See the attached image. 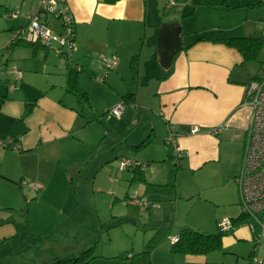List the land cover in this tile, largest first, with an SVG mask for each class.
Wrapping results in <instances>:
<instances>
[{"label": "crops", "instance_id": "1", "mask_svg": "<svg viewBox=\"0 0 264 264\" xmlns=\"http://www.w3.org/2000/svg\"><path fill=\"white\" fill-rule=\"evenodd\" d=\"M165 1L61 0L74 22L69 63L81 70L80 88L104 115L103 120L87 122L77 97L66 89L64 57L40 43L14 39L42 0H0V138L14 139L19 148L0 147V251H5L1 258L19 253L14 250L17 242L42 243L43 235L44 240L58 235L56 242L48 244L55 254L52 258L76 254L97 243L86 264H255L254 259L264 258V246L255 247L244 223L223 236L221 250L205 254L170 251L172 237L182 228L217 232V217L194 215L191 221L179 217L182 202L173 200L184 194L179 181L168 185L175 171L165 162L167 149L159 155L158 148L167 145L168 128L174 126L181 155L175 158L172 150L168 158L173 165L192 173L200 188L212 186L205 185L212 165H224L223 177L235 182L240 206L236 176L250 116L245 90L254 77L264 75V47L262 62L244 61L237 49L219 40L264 37V0H177L179 8L169 11L164 9ZM45 22L58 31L54 19ZM110 54L116 55L117 62L103 77L101 59ZM132 66L137 68L133 106L119 118L110 116L107 111L122 100L133 82ZM17 72L21 78L15 81ZM11 82L16 89H8ZM135 117L138 123L132 125ZM193 126L198 128L195 133L190 132ZM108 135L115 140L123 135L125 150L147 136L151 140L131 150L134 157L121 154L118 165L96 171L107 173L106 188L99 174L91 178V171L81 173L93 146ZM122 158H131L134 164L120 169ZM137 166L139 177L133 172ZM125 177L131 182L120 191ZM80 179L90 180L94 192L109 199L124 193V198L129 196L127 203L149 209L143 224L172 222L171 233L147 259L142 250L154 231L138 234L140 230L130 226L118 237L107 231L110 228L99 229L94 210L86 205L90 199L81 193L85 183ZM21 180L36 182L40 188L20 187ZM208 202L216 204L212 199ZM241 213L240 206L237 216ZM122 214L113 213L101 224ZM104 236L115 241L98 245ZM259 248L261 255L256 254Z\"/></svg>", "mask_w": 264, "mask_h": 264}, {"label": "built area", "instance_id": "2", "mask_svg": "<svg viewBox=\"0 0 264 264\" xmlns=\"http://www.w3.org/2000/svg\"><path fill=\"white\" fill-rule=\"evenodd\" d=\"M177 8H179L177 0H166L164 3L166 11ZM9 15L15 16V13H9ZM47 18H52L57 22L58 31L53 30L45 22ZM73 37V18L69 10L62 5L61 0H42L40 9L29 12L27 26L21 32L15 34L14 39L40 43L69 61L74 48ZM101 62L104 77L115 66L117 62L116 55L105 56L101 59ZM103 77L99 80H103ZM20 78L21 73L17 72L15 81ZM16 88L15 82L9 83V90ZM245 103L250 108L249 125L246 130V139L236 182L241 210L246 215V221L243 223L251 231L255 247H257L264 239V75H261L259 79L251 80L247 84ZM130 105L133 106V104L120 100L107 111V114L119 118ZM137 123L138 118H133L131 124L136 125ZM219 129L217 128L214 132L216 133ZM197 131L196 126H193L190 130L191 133ZM176 135L177 129L174 126H169L165 144L172 147L173 156L178 158L181 155V150L175 145ZM0 147L11 150L19 149L18 144L12 138H0ZM132 164L134 162L130 159L122 158L119 168L125 169ZM19 186L27 187L30 190L40 188L36 182L26 180H21ZM141 203L147 205L144 201H141ZM217 227L221 232H228L234 230L235 225L231 218H223L217 222ZM176 240V236L172 237V242ZM254 262L255 264H264V258L254 259Z\"/></svg>", "mask_w": 264, "mask_h": 264}, {"label": "rangeland", "instance_id": "3", "mask_svg": "<svg viewBox=\"0 0 264 264\" xmlns=\"http://www.w3.org/2000/svg\"><path fill=\"white\" fill-rule=\"evenodd\" d=\"M65 59V58H64ZM81 107V106H80ZM82 109V115L85 119L87 117H96L99 120H103V111L97 110L98 108H90L84 104ZM132 121V120H131ZM104 122V121H102ZM131 128L127 130V133L129 132ZM120 138L116 137L113 139L111 135H108V137L102 138V143L97 144L101 145L100 148H97V145H94L91 150V157L88 160L89 162L86 163V169L83 170L82 176H84V173L87 174V171H91V178L93 174H99V182L102 178V185L106 188L109 187L108 183V175L105 172H96L97 170H100L105 167V170L107 171L110 167V164L114 163V166L116 164L118 165V158L121 154H126L131 157H134L133 155L135 152H132L133 147H131V150H125L123 149L125 147V141L123 140V135L119 136ZM95 140V138H94ZM98 143L101 142L99 138H97ZM129 145V144H128ZM163 146V147H162ZM160 154L163 155L164 149H167L168 157L172 156V148L167 145L161 144V146H158ZM112 155H115L114 157ZM167 155L165 156V162L169 164L171 170L174 172V180L179 181L180 183V190L182 191L183 196L175 195L174 200L177 202L178 200L182 202L180 204V207L178 208L179 217L184 219L185 217H188V219L191 221L194 215H202V216H209L211 218L217 217V222L220 221L224 217H235L240 213V206L238 204V198H237V188L236 184L233 181L230 182V180H227V178H224L223 170L224 165L216 164L212 165L210 168L209 175L206 177V181L208 180V183H205V185H209V183L212 184V186L207 188H200L198 185L194 183L192 180V173L189 171H182L183 169L177 168L175 165H173V161L169 160ZM131 159V158H130ZM134 160V159H132ZM162 164V163H159ZM125 174H130V171H125ZM119 176V174H118ZM120 177V176H119ZM127 178V179H126ZM126 181H123V183H120L119 190L124 191L127 189V185L130 184L128 182H131L130 178L125 177ZM77 180V179H76ZM75 180V181H76ZM82 182L85 183L84 187L82 188V195L89 197L90 201H86V205H88L89 209L93 211L96 214V221H97V227L103 228L104 226L109 223L106 222L105 224H101L103 219H110L111 215L113 213H123L121 216H118L116 218L120 217H127L130 218L136 222V225L133 224L131 221L121 222L119 225L114 226L107 231L113 232V235H118V237H122L123 233L126 229L131 228L130 226H134V228H138L140 232L138 234H141L144 232L145 229L142 228L143 225V219L147 214H149V209L145 208L144 206L140 205L135 206L132 204L127 203L128 197L124 198L123 194H118L116 199L112 197L109 199L107 197L108 195L104 193H98L94 192L92 182L88 179H80ZM129 180V181H128ZM81 182V181H80ZM175 183V182H174ZM204 185V184H203ZM94 186L96 184L94 183ZM119 191V192H120ZM118 192V193H119ZM131 196V195H130ZM125 199V201H124ZM173 199V198H172ZM208 199H212L216 204L209 203ZM110 200V202H109ZM113 200V202H111ZM124 213H130L134 216V218L130 217L129 215H125ZM114 218V219H116ZM113 219V220H114ZM136 219V220H135ZM140 224L141 228H140ZM97 228V229H98ZM218 228V227H217ZM136 230V229H135ZM58 235H52V237L49 239H45L46 235H43L40 237V241L42 243H38L35 245L32 241V239L23 244L22 242L15 243L17 248H14V250L18 251L17 254H7L4 256V258H1V255H4L3 253L5 251H0V264H55L51 262L52 256L54 252L52 251V247L50 249L49 243L56 242ZM114 237V236H113ZM110 236H105L101 239L100 243L98 245H102L109 243V241L114 242V238L111 240ZM44 240V241H43ZM49 240V241H48ZM34 241V240H33ZM261 245L264 246V239L261 240ZM49 247V248H48ZM262 249L259 248L257 251V255L262 254ZM7 256V257H6Z\"/></svg>", "mask_w": 264, "mask_h": 264}, {"label": "trees", "instance_id": "4", "mask_svg": "<svg viewBox=\"0 0 264 264\" xmlns=\"http://www.w3.org/2000/svg\"><path fill=\"white\" fill-rule=\"evenodd\" d=\"M205 39L203 37L197 38V40ZM219 41L223 42L229 47H233L239 51L242 55L244 61L257 60L262 62L260 58V53L262 47H264V37L262 36H242V37H230L220 39ZM66 60V59H65ZM136 58H133V61ZM70 61L66 60L67 64V84L66 89L69 93L77 97L81 107L84 104L92 108L90 98L87 93L80 88L78 83V78L81 73L80 69L72 66ZM133 76L132 84L128 85L127 92L121 97L126 103L133 104L135 99V89L137 82V68L132 66ZM261 75H257L253 79H259ZM252 79V80H253ZM98 120L96 117H87V122ZM151 140L150 136H147L141 142L133 146V150H138L143 148ZM135 177H139L141 174L138 170V166L133 169ZM174 173H171L170 180L168 185L173 186ZM235 226L240 225L246 221V215L241 213L236 218H231ZM142 228L145 230H153L154 234L152 237L145 243V246L142 250V254L148 259L150 253L155 249L166 237L171 233L173 229L172 222H159V223H150L143 224ZM233 230L228 232L217 231L214 233H204L199 232L190 228H182L179 234L176 236L177 240L172 243L170 251L173 253L181 254H205L207 252L218 251L222 249V238L223 236L232 233ZM97 243H94L84 250L63 257H53L51 262L55 264H86L94 255V249Z\"/></svg>", "mask_w": 264, "mask_h": 264}, {"label": "water", "instance_id": "5", "mask_svg": "<svg viewBox=\"0 0 264 264\" xmlns=\"http://www.w3.org/2000/svg\"><path fill=\"white\" fill-rule=\"evenodd\" d=\"M126 221H131V222H134V220L130 219V218H125V217H120V218H116L114 220H112L111 222L107 223L105 226H104V229L106 228H111V227H114V226H117L119 225L121 222H126Z\"/></svg>", "mask_w": 264, "mask_h": 264}]
</instances>
